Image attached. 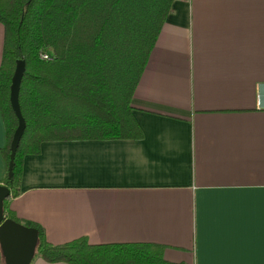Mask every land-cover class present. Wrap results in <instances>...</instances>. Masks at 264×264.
<instances>
[{
	"label": "crops",
	"instance_id": "0c3cea01",
	"mask_svg": "<svg viewBox=\"0 0 264 264\" xmlns=\"http://www.w3.org/2000/svg\"><path fill=\"white\" fill-rule=\"evenodd\" d=\"M2 40L0 24V57ZM131 107L139 140L43 142L25 156L11 212L53 245L264 264V0L173 1ZM4 170L0 156V181Z\"/></svg>",
	"mask_w": 264,
	"mask_h": 264
},
{
	"label": "trees",
	"instance_id": "16d2710c",
	"mask_svg": "<svg viewBox=\"0 0 264 264\" xmlns=\"http://www.w3.org/2000/svg\"><path fill=\"white\" fill-rule=\"evenodd\" d=\"M173 0H0V116L9 195L2 215L35 228L34 257L66 264H178L153 243L89 244L85 238L53 245L43 229L17 218L9 200L20 192L23 158L43 142L139 140L131 96ZM46 53L48 59H42ZM17 60L24 71L18 107L24 129L7 176L9 144L17 125L8 95ZM33 257V258H34ZM0 264H3L0 256Z\"/></svg>",
	"mask_w": 264,
	"mask_h": 264
},
{
	"label": "water",
	"instance_id": "95a60500",
	"mask_svg": "<svg viewBox=\"0 0 264 264\" xmlns=\"http://www.w3.org/2000/svg\"><path fill=\"white\" fill-rule=\"evenodd\" d=\"M24 71L22 60H17L10 78L8 100L16 117L17 125L9 144L7 176H11L14 152L24 129V120L18 107L19 83ZM9 195V190L0 184V256L3 264H30L34 257L37 242L35 228L24 226L2 215V202Z\"/></svg>",
	"mask_w": 264,
	"mask_h": 264
},
{
	"label": "built area",
	"instance_id": "2783aa9c",
	"mask_svg": "<svg viewBox=\"0 0 264 264\" xmlns=\"http://www.w3.org/2000/svg\"><path fill=\"white\" fill-rule=\"evenodd\" d=\"M173 1H175V0H173ZM41 58H42V59H48L49 57H48V55H47L46 53H43V54L41 55Z\"/></svg>",
	"mask_w": 264,
	"mask_h": 264
}]
</instances>
